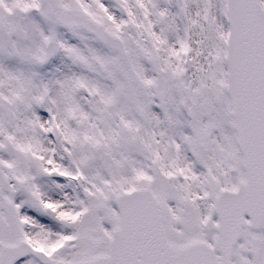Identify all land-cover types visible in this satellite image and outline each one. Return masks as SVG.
Listing matches in <instances>:
<instances>
[{
	"label": "snow or ice",
	"instance_id": "snow-or-ice-1",
	"mask_svg": "<svg viewBox=\"0 0 264 264\" xmlns=\"http://www.w3.org/2000/svg\"><path fill=\"white\" fill-rule=\"evenodd\" d=\"M0 264H264V0H0Z\"/></svg>",
	"mask_w": 264,
	"mask_h": 264
}]
</instances>
